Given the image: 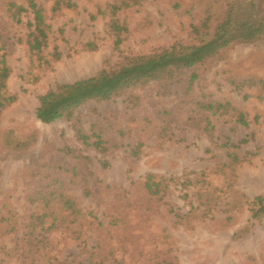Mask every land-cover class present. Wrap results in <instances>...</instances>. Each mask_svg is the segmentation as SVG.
I'll return each mask as SVG.
<instances>
[{
	"label": "rangeland",
	"instance_id": "374dc122",
	"mask_svg": "<svg viewBox=\"0 0 264 264\" xmlns=\"http://www.w3.org/2000/svg\"><path fill=\"white\" fill-rule=\"evenodd\" d=\"M10 1L26 6L0 0L17 95L0 114V264H264V214L252 218L249 204L264 196V38L43 123L39 95L208 37L221 1L138 0L112 15L113 0H61L75 5L55 13L54 0H35L50 24L46 65L18 41L29 15L15 24ZM113 22L124 28L117 45Z\"/></svg>",
	"mask_w": 264,
	"mask_h": 264
},
{
	"label": "trees",
	"instance_id": "16d2710c",
	"mask_svg": "<svg viewBox=\"0 0 264 264\" xmlns=\"http://www.w3.org/2000/svg\"><path fill=\"white\" fill-rule=\"evenodd\" d=\"M113 1L110 4L112 15L118 10L138 3V0ZM220 1L222 12L221 14L218 13L214 20V26L211 32H208V37L201 38L191 45H174L153 54L135 57L125 64H120L108 70L102 69L94 76L80 78L72 83L57 84L54 88L39 95L38 106L35 108L36 119L43 123H50L60 118L70 119L74 109L86 100L110 99L130 84L146 83L158 79L174 69L202 64L214 59L233 44L252 42L264 38V9L261 0H218V2ZM24 2L26 6L10 1L7 8L8 17L15 24H20L22 23L21 14L26 13L29 15V19L25 24L26 32L21 38H18V41L24 44L30 55H35L37 60H42V63L46 65L49 60L43 58L42 52L48 46L50 24L46 22L45 12L40 4L35 0H24ZM74 5L70 1L54 0L51 11L55 13L62 7L70 8ZM98 13L101 12L98 10ZM95 17V15H91L90 19L93 20ZM210 17L209 14L207 19H210ZM201 28L205 30L206 25L202 23ZM112 29L116 33L115 45H117L122 40L119 34L124 31V28L113 22ZM198 31L197 28L194 29L195 33ZM85 45L94 47L91 41ZM6 56L5 43L0 39V114L7 105L17 98L16 93H9L6 89V81L10 75ZM59 57L60 52L54 46L52 58L58 59ZM258 83L261 90H263L264 80H258ZM236 121L242 125L247 124L242 110L237 111ZM78 137L86 138L87 136L78 132ZM158 185L159 183L155 182L150 174L146 176L143 182V187L149 196L157 195L159 192ZM42 204L44 207L47 206V201H43ZM249 204L252 218L264 214V196L253 197ZM63 205L65 210H71L70 214H72V211H77L71 208V203L68 200L63 201ZM46 215L43 212L42 214H36L34 218L38 220L40 225H43V218ZM0 220L3 221L5 218L2 217ZM43 229L44 227L41 226V230ZM33 230L34 228H31L30 232Z\"/></svg>",
	"mask_w": 264,
	"mask_h": 264
}]
</instances>
